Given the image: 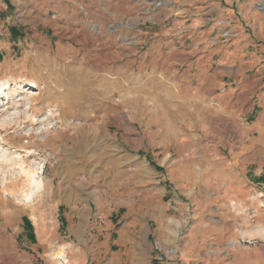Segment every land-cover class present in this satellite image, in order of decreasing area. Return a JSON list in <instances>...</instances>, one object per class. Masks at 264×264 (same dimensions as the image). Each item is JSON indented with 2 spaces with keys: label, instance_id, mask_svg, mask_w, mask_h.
Here are the masks:
<instances>
[{
  "label": "rangeland",
  "instance_id": "1",
  "mask_svg": "<svg viewBox=\"0 0 264 264\" xmlns=\"http://www.w3.org/2000/svg\"><path fill=\"white\" fill-rule=\"evenodd\" d=\"M262 42L264 0H0V264H264Z\"/></svg>",
  "mask_w": 264,
  "mask_h": 264
},
{
  "label": "trees",
  "instance_id": "2",
  "mask_svg": "<svg viewBox=\"0 0 264 264\" xmlns=\"http://www.w3.org/2000/svg\"><path fill=\"white\" fill-rule=\"evenodd\" d=\"M11 7V6H10ZM11 30V34L13 36L18 37V29L16 26H12L10 28ZM63 224L65 226V221L63 220ZM23 226H24V232L28 238V240H30L31 243H36L37 242V238H36V233H35V229H34V225L31 222V220L28 217H24L23 218Z\"/></svg>",
  "mask_w": 264,
  "mask_h": 264
},
{
  "label": "crops",
  "instance_id": "3",
  "mask_svg": "<svg viewBox=\"0 0 264 264\" xmlns=\"http://www.w3.org/2000/svg\"><path fill=\"white\" fill-rule=\"evenodd\" d=\"M261 44L264 45V42H262ZM248 46H250V44L247 45V47H248ZM254 48H255V49H253V50H255L257 53H254V54L252 55V58L256 57V54H258L257 48H256V47H254ZM240 50H241L242 52H244L243 49H240ZM240 50H239V51H240ZM238 53H239V52H238ZM257 83H259V82H256V84H257Z\"/></svg>",
  "mask_w": 264,
  "mask_h": 264
}]
</instances>
